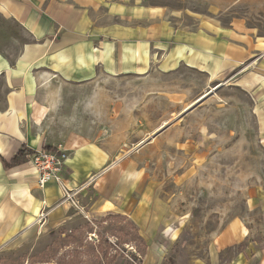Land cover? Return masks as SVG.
<instances>
[{"label":"rangeland","instance_id":"374dc122","mask_svg":"<svg viewBox=\"0 0 264 264\" xmlns=\"http://www.w3.org/2000/svg\"><path fill=\"white\" fill-rule=\"evenodd\" d=\"M134 1L164 6L187 24L244 22L264 38V0ZM255 68L250 62L249 71ZM239 71L213 82L185 67L105 80L103 97L89 105L121 112L111 181L99 191L92 184L50 225L46 211L9 238L0 264H264V123L257 117L264 103L256 85L241 86ZM113 190L117 206L107 210ZM59 201L67 203L63 195ZM231 225L240 232L227 243Z\"/></svg>","mask_w":264,"mask_h":264},{"label":"crops","instance_id":"0c3cea01","mask_svg":"<svg viewBox=\"0 0 264 264\" xmlns=\"http://www.w3.org/2000/svg\"><path fill=\"white\" fill-rule=\"evenodd\" d=\"M182 18L134 0H0V246L43 221L46 211L50 225L59 208L72 206L59 204L58 185L40 188L27 163L6 168L23 147L65 151L63 177L70 189L83 188L80 195L94 183L99 191L111 181L121 112L89 105L103 97L105 80L185 67L213 82L240 69L241 86L256 85L257 101L264 103V38L244 22L224 26L196 17L187 24ZM257 112L264 123V110ZM114 191L107 210L117 206ZM239 232L240 225H231L227 243Z\"/></svg>","mask_w":264,"mask_h":264},{"label":"built area","instance_id":"2783aa9c","mask_svg":"<svg viewBox=\"0 0 264 264\" xmlns=\"http://www.w3.org/2000/svg\"><path fill=\"white\" fill-rule=\"evenodd\" d=\"M67 160V153L61 149H43L29 156L26 163L36 171L40 188L56 184L60 187L65 201L74 205V198L83 188L72 190L68 187V181L63 177Z\"/></svg>","mask_w":264,"mask_h":264},{"label":"trees","instance_id":"16d2710c","mask_svg":"<svg viewBox=\"0 0 264 264\" xmlns=\"http://www.w3.org/2000/svg\"><path fill=\"white\" fill-rule=\"evenodd\" d=\"M46 149L53 150V148H51V147H47ZM34 154H35V152L28 150L26 147H23L21 149V151L12 159V161L10 163H5V166H6V168H14L17 166H21L27 162V159L29 156L34 155ZM113 218L118 219V220H122V221L126 220L125 217L120 216V215H113ZM128 223L130 225V228L133 231L136 232V230H138L135 223H133L130 220H128ZM127 234H128V236H127ZM127 234H125V236L121 237V239H118V244H119L118 246L123 245L126 242V240H124V238L130 237V234L129 233H127ZM105 256L107 257L106 254H105Z\"/></svg>","mask_w":264,"mask_h":264},{"label":"bare ground","instance_id":"6f19581e","mask_svg":"<svg viewBox=\"0 0 264 264\" xmlns=\"http://www.w3.org/2000/svg\"><path fill=\"white\" fill-rule=\"evenodd\" d=\"M208 96V95H207ZM207 96H205V97H207ZM205 97H202V98H205Z\"/></svg>","mask_w":264,"mask_h":264}]
</instances>
